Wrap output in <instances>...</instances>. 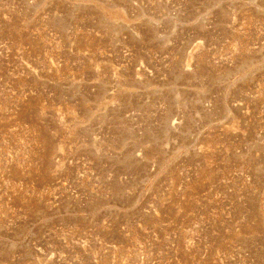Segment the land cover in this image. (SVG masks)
<instances>
[{
    "label": "rangeland",
    "instance_id": "374dc122",
    "mask_svg": "<svg viewBox=\"0 0 264 264\" xmlns=\"http://www.w3.org/2000/svg\"><path fill=\"white\" fill-rule=\"evenodd\" d=\"M0 264H264V0H0Z\"/></svg>",
    "mask_w": 264,
    "mask_h": 264
}]
</instances>
